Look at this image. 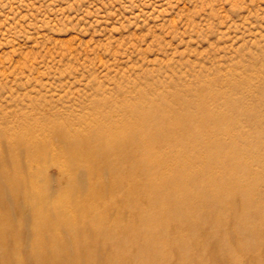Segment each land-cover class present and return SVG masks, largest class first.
<instances>
[{
    "label": "rangeland",
    "instance_id": "rangeland-1",
    "mask_svg": "<svg viewBox=\"0 0 264 264\" xmlns=\"http://www.w3.org/2000/svg\"><path fill=\"white\" fill-rule=\"evenodd\" d=\"M0 264H264V0H0Z\"/></svg>",
    "mask_w": 264,
    "mask_h": 264
},
{
    "label": "bare ground",
    "instance_id": "bare-ground-1",
    "mask_svg": "<svg viewBox=\"0 0 264 264\" xmlns=\"http://www.w3.org/2000/svg\"><path fill=\"white\" fill-rule=\"evenodd\" d=\"M194 127H195V123L194 122H190L188 125H187V129H189V130H193L194 129ZM14 148H17V147H14ZM15 151V150H14ZM14 154V153H13ZM18 154V153H17ZM12 156V155H11ZM18 157H19V154L17 155ZM14 157V156H13ZM15 162V161H14ZM14 162H12V163H14ZM16 164V163H15ZM18 164V163H17ZM16 164V165H17ZM15 165V166H16ZM21 165V164H20ZM17 166H19V165H17ZM19 167H21V166H19ZM17 168V167H15L13 170V172L12 173H14L15 172V174H17L18 175V173L20 172V170L22 169H20V168ZM15 176V175H14ZM17 177V176H16ZM116 241H117V238H115L112 242H113V244H115L116 243Z\"/></svg>",
    "mask_w": 264,
    "mask_h": 264
}]
</instances>
